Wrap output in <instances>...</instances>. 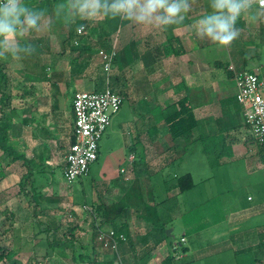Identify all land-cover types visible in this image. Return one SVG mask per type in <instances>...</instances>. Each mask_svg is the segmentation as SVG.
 <instances>
[{
	"label": "crops",
	"instance_id": "obj_1",
	"mask_svg": "<svg viewBox=\"0 0 264 264\" xmlns=\"http://www.w3.org/2000/svg\"><path fill=\"white\" fill-rule=\"evenodd\" d=\"M52 1L49 0L48 7L43 9L47 18L45 16L41 21V31L35 32L38 38L50 39L47 45H40L41 48L46 45V48L39 56V72H29L21 53L15 60L12 57L0 59L8 79L5 87L9 92L3 93L11 97L16 116L12 119L16 123L15 134L10 126V145L28 162L13 163L21 162L23 167L27 164V173L30 170L34 175L42 168L47 174L52 171L55 175L53 166H61L63 173L60 160L73 141L74 98L81 91L105 89L107 74L99 51L114 47L117 56L110 72L113 77L110 86L125 97L124 103L129 101L131 111L126 118H113L110 132L119 134L129 151L109 152L93 204H127L129 207L121 211L113 224L126 225L129 239L121 243L117 253L102 252L95 256L96 242L92 238L83 246L84 256L89 259L81 262L160 264L168 255L174 254L175 241L170 243V252L166 253L164 249L169 245L166 238L172 237L165 233L168 224L176 218L184 220L187 212L180 207L179 199L185 192L180 189L179 179L188 176L194 184L195 180L191 166L183 175L169 173L162 178L164 193L157 195L155 182L159 174L167 172L173 165L189 162V156L203 155L216 171L228 169L232 174L245 171L254 182L264 179V150L246 125L243 107L236 98L237 84L227 68L233 62L238 69L258 71L264 81V67L249 66L254 58L262 55L264 22H250L247 17H242L237 23L239 37L230 46L220 47L196 36V22L211 9L209 0H192L183 24L155 28L128 21L108 42H100L92 28L97 30L103 19L93 25L84 21L87 34L71 41L68 21L63 18L49 21L53 13ZM76 40L79 45L75 44ZM30 41L31 36L26 33L19 40L20 47ZM17 62L23 67H14ZM181 101L187 102L197 121L188 139H174L163 117L166 108L173 104L178 106ZM246 186L249 187V183ZM261 191L263 199L256 205L236 210V214L240 212L238 215L231 214L228 206L211 204L213 213L219 214V226L211 225L208 220L200 226H188L183 234L187 242L181 248L183 251L186 247L188 251L182 257L198 249L200 256L197 258L202 259L204 254L214 252L215 247V253L229 252L239 264H252L248 250L257 248L260 240L249 233L264 228V189ZM237 193L231 204L239 201ZM142 202L157 209L159 225H153L147 217H142L145 213L142 212L140 217L134 210L133 207ZM225 212L226 216L222 215ZM242 218L248 222L246 228L234 231L230 225ZM113 226L107 225L108 228ZM205 245L209 247L203 248ZM256 258L261 259L260 255ZM261 261L259 264L264 263V259ZM174 264H184L183 258L175 259Z\"/></svg>",
	"mask_w": 264,
	"mask_h": 264
},
{
	"label": "rangeland",
	"instance_id": "obj_2",
	"mask_svg": "<svg viewBox=\"0 0 264 264\" xmlns=\"http://www.w3.org/2000/svg\"><path fill=\"white\" fill-rule=\"evenodd\" d=\"M44 19H42V22ZM93 24L95 23L92 22ZM260 50L262 51L261 57L254 58L249 63L250 67H253V65L264 67V46ZM108 77L112 84V73ZM108 77L105 75L106 83ZM1 92L9 91L3 85ZM13 99V104L16 105L15 94H13ZM12 107L11 104V108L7 110L6 118L1 120L4 123L8 122V125L13 127L15 134L16 123L15 121L12 122V119L15 120L16 116L15 108ZM130 107L129 101L124 103L114 120L117 116L128 117L131 111ZM10 109L14 110L13 114ZM0 118H2L1 112ZM111 125L100 141L101 156L92 165L91 173L69 184L64 178L61 166H53L56 171L55 175L52 176V171H48L46 175L50 180L47 183L44 182L45 184L42 182L44 184L41 189L42 196L36 200L33 199L30 190H28L31 185L27 187V194H22L20 191V183L23 175L27 174L29 167L26 164L23 167L21 162H11L10 158L3 156L0 149V172L3 173V175H0V243L6 252L17 253L12 261H2L0 264H29L31 259L36 264H82L79 257L84 256L86 253V250L83 251V246L88 244L92 238H95L97 227L100 225V218L95 216L93 203L99 191L97 185L103 178L102 172L105 168L106 157L109 152L118 149L129 151L125 149L124 141L119 134H111ZM13 145L17 147L16 144ZM189 157V162L186 161L182 165H173L168 168L167 172L156 177L155 189L157 195L164 193L162 178L169 175V173L176 172L183 175L188 171L187 168L191 166L195 180V188L192 191L185 192L179 199L182 203L180 205L181 210L183 212L187 211L184 220L176 218L168 224L169 228L167 230L174 229V232H172L171 238H166L169 242V245L164 247L166 253L170 252L172 241H175V243L181 242L188 226H200L207 223V220L212 223L211 225L219 226V214L213 213L214 207L211 204L228 206L231 214H233L236 210L239 211V209L256 205L263 199L261 197L263 191L261 190L264 189V179H260L259 182L255 181V183L245 171H236L233 174L227 171L228 169L216 171L210 166L205 156L195 155ZM39 179L37 177L38 184L41 183ZM246 183H249V187L246 186ZM235 192H238L240 203L235 201V204H231ZM210 198H214V200L211 201ZM249 198L253 201H250ZM33 206H37V216L32 212L31 207ZM239 213L235 214L238 215ZM222 215L226 216V212ZM247 223L242 218L230 227H233L234 231L244 230ZM251 223L249 224L251 225ZM208 247L209 245H205L203 248ZM95 248V256H99L102 252H108L102 251L97 246ZM215 249L214 247V252L204 254L202 259L197 258L200 256L197 249L195 252L188 253L186 257H182L183 262L184 264H239L229 252L215 253ZM254 251L257 254L256 257L260 255L261 259H264V255L259 253L256 248Z\"/></svg>",
	"mask_w": 264,
	"mask_h": 264
},
{
	"label": "clouds",
	"instance_id": "obj_3",
	"mask_svg": "<svg viewBox=\"0 0 264 264\" xmlns=\"http://www.w3.org/2000/svg\"><path fill=\"white\" fill-rule=\"evenodd\" d=\"M191 6L192 0H64L53 6L49 21L119 19L139 26L167 28L183 24ZM209 7L211 11L196 22L195 34L220 47L230 46L239 37L237 23L242 17L250 22H264V0H209ZM43 17V10H33L24 0H0V59L15 60L21 51H35L36 46L31 44L22 49L19 40L26 33L41 31ZM84 29L85 24H79L76 31ZM14 67L23 65L17 62Z\"/></svg>",
	"mask_w": 264,
	"mask_h": 264
},
{
	"label": "built area",
	"instance_id": "obj_4",
	"mask_svg": "<svg viewBox=\"0 0 264 264\" xmlns=\"http://www.w3.org/2000/svg\"><path fill=\"white\" fill-rule=\"evenodd\" d=\"M87 32L85 25L84 31L78 35L85 36ZM79 43L78 40L75 41L76 45ZM99 56L108 77L117 50L114 47L110 50L101 49ZM227 68L236 81V98L243 107L246 125L252 131L257 144L264 150V81L258 71L238 69L233 62ZM106 85L103 91H81L74 98L73 141L61 160L63 175L69 184L89 175L92 165L99 159L100 141L124 105L125 97L113 91L109 77ZM127 241V235L118 233L115 229L98 227L96 230V246L102 251L117 253L121 243ZM185 242L186 238L183 237L181 242L174 244L176 260L182 258L181 248Z\"/></svg>",
	"mask_w": 264,
	"mask_h": 264
},
{
	"label": "trees",
	"instance_id": "obj_5",
	"mask_svg": "<svg viewBox=\"0 0 264 264\" xmlns=\"http://www.w3.org/2000/svg\"><path fill=\"white\" fill-rule=\"evenodd\" d=\"M24 3L29 5L33 10L40 11L48 7L49 0L41 1V0H24ZM52 3L54 5L56 4H63L64 0H53ZM128 21H121L119 19L116 20H107L103 19L97 27V30L92 28V32L97 33L98 37L100 39V42H108L110 37L116 33L119 28L123 25H125ZM84 21H76L75 23H69V39L75 40L77 39L78 32L76 31V28L79 24H83ZM31 34V41L29 43H24L21 45L22 49H27V46L29 44L35 45V51H21V58L25 64H27V69L30 70L29 72L38 73V68H40V55H42L44 52V49L46 48V45L48 44V39H44L43 37H36L35 31L30 33ZM41 44H46L43 48L40 47ZM108 46V45H107ZM128 48H126V51ZM119 57V56H118ZM118 59V58H117ZM30 65V67H29ZM32 65V66H31ZM127 65V64H126ZM124 66H121V69H123ZM39 75V74H38ZM37 76V74H36ZM7 76L0 66V112L2 114V118H0V149L2 150L3 156L10 158L11 162H16L19 160L25 161V163H28L26 161V157L10 145V126L7 123H4L2 121L7 116V110L10 108L11 104V97L7 95L6 93L1 92V87L5 84H7ZM163 117L166 120V123L168 125L169 131L174 139L184 137L188 139L193 129L197 125V121L195 119V116L193 114L192 109L187 104L186 101L179 102V105L176 104L170 105L168 108H166L163 111ZM2 119V120H1ZM27 165V164H26ZM47 173L44 171V168L40 169V171L37 174H33L32 172H29L23 177L21 183H20V191L22 194H27V187L28 185H31L30 192L34 200L42 196L41 189L43 185L47 182H49V178L46 175ZM0 175H3L2 172H0ZM54 176V173H52ZM37 177L39 180H41V183H37ZM44 184H43V183ZM179 186L182 192H188L192 189H194L195 184L192 181V179L188 176H183L179 179ZM129 207L125 203H116L110 206L105 205L101 202V204H98L97 206L94 204V210H95V216L99 217V224L98 227L102 228H108L107 225H114L112 229H115L118 233H124L128 237V229L126 225H116L113 224L115 220L120 216V213L123 209H126ZM134 210L139 214L141 217H147V219L152 222L153 225H159L160 224V218L157 213V209L150 207L146 203H140L133 207ZM32 212L35 216H37V206L31 207ZM143 212V213H142ZM97 227V228H98ZM263 231V232H262ZM255 230L252 234L249 233V236H258L259 237V244L257 245L256 250H258L259 253L264 252V228L263 230ZM129 239V237H128ZM184 244H182V247ZM255 249L251 248L248 250L250 252V258H252V264H258L261 263V259H255ZM188 251V248L184 247L182 253H186ZM17 256L16 252H6L5 248L0 243V262L2 261H12ZM88 257L80 256L79 260L82 262L88 261ZM175 256L174 254L168 255L160 264H174ZM255 261V262H254ZM29 264H36L33 259L29 261ZM93 264H99L98 262L92 261ZM48 264V263H44ZM250 264V263H249Z\"/></svg>",
	"mask_w": 264,
	"mask_h": 264
},
{
	"label": "water",
	"instance_id": "obj_6",
	"mask_svg": "<svg viewBox=\"0 0 264 264\" xmlns=\"http://www.w3.org/2000/svg\"><path fill=\"white\" fill-rule=\"evenodd\" d=\"M166 233H167V236H169V237L172 236V230H167Z\"/></svg>",
	"mask_w": 264,
	"mask_h": 264
}]
</instances>
